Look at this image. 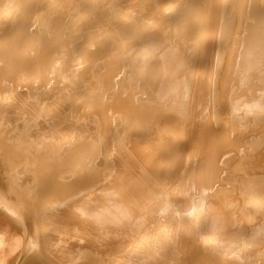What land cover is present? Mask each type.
Segmentation results:
<instances>
[{
	"label": "bare ground",
	"instance_id": "obj_1",
	"mask_svg": "<svg viewBox=\"0 0 264 264\" xmlns=\"http://www.w3.org/2000/svg\"><path fill=\"white\" fill-rule=\"evenodd\" d=\"M0 264H264V0H0Z\"/></svg>",
	"mask_w": 264,
	"mask_h": 264
}]
</instances>
